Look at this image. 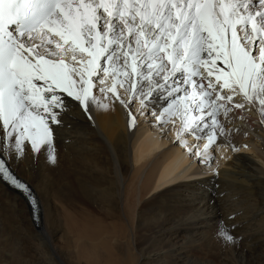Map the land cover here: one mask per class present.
Wrapping results in <instances>:
<instances>
[{
	"label": "bare ground",
	"instance_id": "obj_1",
	"mask_svg": "<svg viewBox=\"0 0 264 264\" xmlns=\"http://www.w3.org/2000/svg\"><path fill=\"white\" fill-rule=\"evenodd\" d=\"M97 84L93 94L107 108L90 103L89 120L71 101L63 123L52 125L54 164L43 151L10 162L37 204L0 178V264H264V125L256 108L218 117L239 131L212 146L217 164L221 155L227 162L206 178L214 167L199 159L195 168L194 135L175 141L186 152L169 146L136 119L138 99L125 107ZM174 121L171 137L182 129ZM197 142L201 150L207 140ZM220 220L236 225L237 246L215 238Z\"/></svg>",
	"mask_w": 264,
	"mask_h": 264
},
{
	"label": "snow or ice",
	"instance_id": "obj_2",
	"mask_svg": "<svg viewBox=\"0 0 264 264\" xmlns=\"http://www.w3.org/2000/svg\"><path fill=\"white\" fill-rule=\"evenodd\" d=\"M109 77L101 96L125 107L138 99L161 124L179 118L178 142L184 132L207 140L189 149L204 162L239 131L219 116L247 104L264 125V0H0V178L30 203L10 162L43 151L54 164L52 125L71 101L89 120L90 103L107 108L92 90ZM235 227L220 220L215 238L237 246Z\"/></svg>",
	"mask_w": 264,
	"mask_h": 264
},
{
	"label": "rangeland",
	"instance_id": "obj_3",
	"mask_svg": "<svg viewBox=\"0 0 264 264\" xmlns=\"http://www.w3.org/2000/svg\"><path fill=\"white\" fill-rule=\"evenodd\" d=\"M103 78V77H101ZM101 87H110L111 85V82L109 80H106L105 84L104 85H100L99 83L97 84ZM136 104V101L131 103V106H135ZM134 110V109H133ZM135 117L138 121H142V123L147 126V128H152V130H156L158 132V135L160 136V139L161 140H166L167 142H169V146H176L178 145L179 147H181V149H185L184 147L186 146H181L179 143L178 144H175V141L177 140V135L175 137H171L173 136V131H172V127L173 125L171 123H168V124H161L159 123L158 121L156 122V118L155 116H151L149 113H146L142 116V112L140 110H138L136 113H135ZM158 124V125H156ZM160 124V125H159ZM150 126V127H148ZM159 126L161 128H159ZM174 138V139H173ZM189 137H185L184 140H188ZM182 139V138H181ZM195 140H192L190 141V145H188V147L190 146V149H192V151H196V145L198 144L200 146V143L197 142L196 138H194ZM168 146V144H167ZM168 146V147H169ZM203 148L204 146L201 148V152H203ZM241 151V149H240ZM239 150H236V154L240 152ZM186 152V149L185 151ZM189 153V156L192 157L193 160L196 161V164H195V168L198 167L199 168V165H201V163L199 162V159L195 156V155H192L190 154V151L188 152ZM211 157L210 160H208V157ZM217 150L215 148H211L210 149V152H208L207 154H205L202 158H204V163L202 164L203 167H211L213 168L212 170H208V172H206V174H204L203 176L208 178V177H212L214 176L215 174H218L219 170L222 169L221 165H224L227 160H224L222 158V155L220 156L219 158V163L217 164ZM231 159V158H230ZM225 162V163H223ZM203 171H207V168H203L202 169ZM20 179V178H19ZM222 262H218L217 264H221Z\"/></svg>",
	"mask_w": 264,
	"mask_h": 264
}]
</instances>
